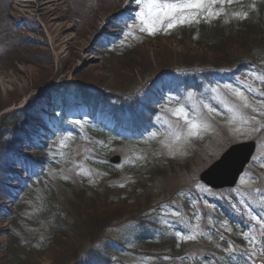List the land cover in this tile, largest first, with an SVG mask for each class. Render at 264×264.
<instances>
[{
    "label": "rangeland",
    "instance_id": "1",
    "mask_svg": "<svg viewBox=\"0 0 264 264\" xmlns=\"http://www.w3.org/2000/svg\"><path fill=\"white\" fill-rule=\"evenodd\" d=\"M38 1L12 0L9 17L15 19L21 46L4 61L0 56V115L29 106L40 119L29 121L35 129V141L55 139L41 143H48L46 155L53 159L49 175L54 180L55 205L60 207L55 206L61 232L43 230L41 239L49 241L52 232L55 237L49 242L50 248L39 253L38 249L21 245L17 238L13 239L19 248L14 242L10 247L12 239L3 233L5 227L0 223V264L10 263L21 252L29 258L24 264H70L95 246L93 242L100 237L95 232L106 221L111 226L96 248L109 257L110 264H186L187 249L194 256L201 249L195 243L208 245V253L233 256L243 245L235 237L232 220L219 224L210 202L216 198L222 203L228 201L238 216L242 207L247 208V197L252 201L245 187L257 186L258 193L264 191V132H260L264 129V105L248 94L257 95L252 76H258L261 67L255 68L254 75L247 73L236 79V88L224 84L201 94L182 92L183 96L180 92L167 94L165 89L168 84L174 87L179 74L193 65L215 69L229 66L230 61L225 60L229 58L217 57L200 47L197 35L184 37L181 32L183 27L191 31L202 24L210 28L215 19L225 20V25L236 21L234 10L225 7L227 0L223 4L204 0L201 9L175 12L164 6L187 0H141L136 5L140 14L134 15L135 23L130 21L125 34H112L116 36L109 42H114L112 46L118 42L120 49L115 51L101 49L108 39L100 36L113 24L122 26L123 20L117 15L126 0H54L47 6ZM244 1L238 0L237 5ZM125 15L133 12L129 10ZM172 17L175 26L167 28ZM184 17L187 19L181 23ZM150 28L155 34H149ZM131 49L135 58L124 62L125 56L116 57ZM111 51L117 54L111 56ZM167 70L175 73L169 82L164 74ZM58 84H79L92 99L97 95L114 100L120 97L127 109L131 102L136 106L141 101L157 113L147 132L129 142L134 138L115 137L116 133L110 134L92 123L90 110H78L73 96H66V102L62 97L56 99L53 91ZM151 89L157 95L152 99L147 95ZM237 91L250 105L243 111L250 118L248 123L236 118L237 106L243 105ZM191 124L197 125V136H187ZM204 125L210 126L207 131ZM109 126L114 128L113 124ZM9 140L17 153L36 151L24 148V141L29 140L17 132H9ZM243 140H256L258 149L238 188L219 191L200 183L199 174L231 143ZM115 155L123 162L113 167L109 160ZM254 169L257 174H252ZM202 198L210 202H201ZM200 204L204 207L201 211ZM83 216L89 218L84 223ZM143 216V222H138ZM172 224L181 236L191 232L196 239L184 241L176 234L179 244H186L184 247L176 249L170 240L159 244L156 239L162 229Z\"/></svg>",
    "mask_w": 264,
    "mask_h": 264
},
{
    "label": "trees",
    "instance_id": "2",
    "mask_svg": "<svg viewBox=\"0 0 264 264\" xmlns=\"http://www.w3.org/2000/svg\"><path fill=\"white\" fill-rule=\"evenodd\" d=\"M0 8H2V4H0ZM0 26H2L1 21ZM7 36L13 44L16 43L10 30H0V41L6 42L8 40ZM200 42L203 47H206V49L209 50V52L214 53L217 57L220 56L224 59L229 58L225 60H230V62H237L235 57H237V54H240L241 52L248 53L249 51L257 50L258 54H264V5L259 8L257 13H253L252 17L249 20H246V22L234 25L229 29H224L222 26H216L209 31H205ZM13 44L10 43L5 60L13 54L15 50ZM131 52L134 53L133 51ZM131 52L125 54L124 62H127L130 58L136 57L135 55H131ZM129 55H131V57ZM23 116H26L25 111H18L10 115L3 116L0 119V163L4 161L2 155V143L5 138L4 130L6 128L19 129L21 125L20 121ZM4 158H7V154L4 155ZM7 175L8 172L3 170L0 165V180L5 179ZM5 194L6 193H4L3 188L1 189L0 186V201L6 198ZM84 217L85 216H83V218ZM84 219L83 223L89 218L85 217ZM108 224H110L108 221L105 222V225L103 223L95 233L101 236ZM65 244H62V246H65ZM28 261L29 258L21 252L17 256H13V260H10V263L8 264H24Z\"/></svg>",
    "mask_w": 264,
    "mask_h": 264
},
{
    "label": "snow or ice",
    "instance_id": "3",
    "mask_svg": "<svg viewBox=\"0 0 264 264\" xmlns=\"http://www.w3.org/2000/svg\"><path fill=\"white\" fill-rule=\"evenodd\" d=\"M215 2H216V0H213V3H215ZM219 2L221 4H223L225 2V0H219ZM227 3H229V4L232 3V0H227ZM203 4H204V0H195V2H193V0H187L186 3L167 4L164 7L166 9H168L170 12H175V11H178V10H183L184 8L201 9L203 7ZM166 15H168V14L166 13ZM216 15H219V13H216ZM185 19H187V17L182 18L180 20V22L183 23ZM174 20H175V17H172L171 19H169V22L167 23V28H172V27L175 26V24L173 22ZM148 31H149V34H155V30L152 29V28L148 29ZM259 79H260V82L262 84H264V76L259 77ZM236 95L242 99L243 108H249L250 107V105L247 103V98L243 97L242 94L239 93V91L236 92ZM261 95H264V93H261ZM228 110L230 112L233 111L232 108H229ZM236 118L240 119L241 122H243V123H248V121L250 119L249 117H247L243 113V111H238L237 115H236ZM209 127H210L209 125H204V130L207 131ZM196 128H197V125L191 124L190 125V130L188 131L187 136H189V137L197 136L198 133H197V131H195ZM177 138L179 139V137H177ZM262 166H264V165H262ZM262 234H264V233H262ZM177 235H178V237H180V239H183L184 241H194L196 239V236L194 234H192L191 232L189 234L183 235V236H181L179 233H177ZM254 253H255V249H253L248 254L249 257L251 258L254 255ZM261 255L264 256V250L261 251Z\"/></svg>",
    "mask_w": 264,
    "mask_h": 264
},
{
    "label": "bare ground",
    "instance_id": "4",
    "mask_svg": "<svg viewBox=\"0 0 264 264\" xmlns=\"http://www.w3.org/2000/svg\"><path fill=\"white\" fill-rule=\"evenodd\" d=\"M52 2H54V0H39L38 4L42 3V5L47 6V4H49V3L53 4ZM85 52H87V51H85Z\"/></svg>",
    "mask_w": 264,
    "mask_h": 264
},
{
    "label": "water",
    "instance_id": "5",
    "mask_svg": "<svg viewBox=\"0 0 264 264\" xmlns=\"http://www.w3.org/2000/svg\"><path fill=\"white\" fill-rule=\"evenodd\" d=\"M235 177H236V175H235ZM235 177H234V178H235Z\"/></svg>",
    "mask_w": 264,
    "mask_h": 264
}]
</instances>
